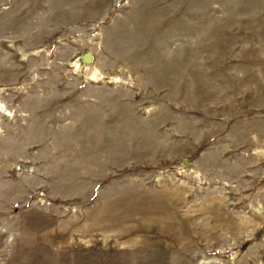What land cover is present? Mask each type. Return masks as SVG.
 Instances as JSON below:
<instances>
[{
  "label": "rangeland",
  "instance_id": "obj_1",
  "mask_svg": "<svg viewBox=\"0 0 264 264\" xmlns=\"http://www.w3.org/2000/svg\"><path fill=\"white\" fill-rule=\"evenodd\" d=\"M0 264H264V0H0Z\"/></svg>",
  "mask_w": 264,
  "mask_h": 264
},
{
  "label": "bare ground",
  "instance_id": "obj_2",
  "mask_svg": "<svg viewBox=\"0 0 264 264\" xmlns=\"http://www.w3.org/2000/svg\"><path fill=\"white\" fill-rule=\"evenodd\" d=\"M88 59V58H87Z\"/></svg>",
  "mask_w": 264,
  "mask_h": 264
}]
</instances>
